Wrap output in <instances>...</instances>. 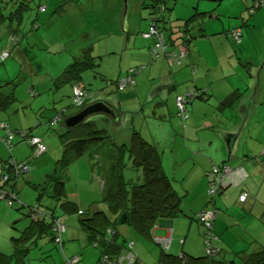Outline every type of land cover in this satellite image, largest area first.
Returning <instances> with one entry per match:
<instances>
[{"label": "trees", "instance_id": "trees-1", "mask_svg": "<svg viewBox=\"0 0 264 264\" xmlns=\"http://www.w3.org/2000/svg\"><path fill=\"white\" fill-rule=\"evenodd\" d=\"M133 1L134 4L131 5L142 7L145 11V15H141V18L146 22V29L139 32V37L150 41L149 60L147 58L148 62L133 66L134 68L131 67L112 82L100 70L95 72L100 64L93 51L97 48L99 50L106 38V35L96 33L95 30L104 32L109 27L113 31L111 34L116 33V29L121 32L119 36L124 35L123 31L125 34L127 31L130 34L132 30H128L131 26L129 19L125 21L128 27L121 25V28H118L119 22L115 21L110 25L102 24L101 27L100 22L96 19L97 29L92 26L87 28L86 18L88 19L91 14L77 16L74 23L67 21L71 25V37H68L69 47L67 50L59 48L57 51H53L52 48L48 49L50 43L45 41L44 44L42 43L44 45H42V52L49 55L46 61L39 58L34 53L36 50H32L31 46L35 48L36 42L43 41L38 29L39 26L43 27L50 21L49 16L42 20L43 26L36 23L37 19L30 21V26H28L26 14H29L32 9H30V5L33 2L30 4V0H0V64L6 65L5 62L11 59L12 66H20L21 73L24 67H26L25 70L33 71L35 76L39 72L43 73L36 76L35 80L30 79L34 75L27 74L30 77H27L28 80L32 82L30 84L27 80L19 92L17 90L23 79L22 76L10 81L0 80L2 81L0 82V111L5 116V119L0 121V143L7 153L6 159L0 158V205L12 212L22 213L25 219H28L30 227L18 230L23 240L27 239L32 232H37L34 234V238H40L42 233H48L51 245L60 252L59 264H69L73 258H76L78 264H81L78 254L68 257L64 254L63 249V236L69 226L67 222L71 224L76 221L79 225L78 228L80 227L87 235L88 248L90 245L92 247L90 249H95L98 252L94 264H100L102 261H105L106 264H115L129 252L136 256L133 263L136 264L137 255L130 238L133 232L136 233V237L153 240L159 245L161 256L158 264H264V249L251 254L243 251L235 253V257L228 261L217 259L221 249L217 248L219 240L213 228L215 217L218 214L216 201L243 186L248 174L242 166H232L230 163H212L206 174L208 178L207 192L204 200L199 198L200 208L197 206L186 207L183 204L184 201L182 203L186 192L175 189L174 184L177 183L175 177L168 175L166 169L163 170L162 167L158 146L162 145L166 152L167 141L164 134L163 136L159 135L160 128L156 126L158 121L156 119V122L154 121L155 115L158 114L153 107L156 104L158 105L156 108L162 110L171 105L175 113L167 115V120L171 122V118H175L184 123L188 118L189 106L196 100H208L211 96L209 93L211 88L198 89L191 83L192 81H189L184 90L178 93L172 89L175 83L170 84L165 93L170 102L168 105L164 100L159 103L142 104L140 107L131 106L134 109L131 110L113 106L114 97L112 95L106 96L107 102L99 100L98 96L87 89L83 83L82 77L88 71L92 75L95 74L93 80H105L107 86H114L118 97L119 93L133 88L136 83L135 76L156 61L163 59L168 63L171 62L176 68H182L184 62L190 60L189 49L195 36L192 35L189 28L202 14H195L187 20H180L181 24L174 23L167 27L165 25L166 19L169 17L168 14L174 10V5L180 0ZM255 3L257 8L253 9ZM263 3L264 0L254 1L246 9V12L253 14ZM62 4L64 5V2ZM62 4H60L61 7ZM35 7H38L40 14L47 10L45 5ZM27 10L29 11L27 12ZM123 18L122 20L120 18V21H123ZM27 27L33 34L36 33L34 35L36 38H33L32 43L26 39L29 36L26 32ZM236 31L240 34L238 39L233 34ZM226 36L235 44H239L241 41L240 29L227 31ZM22 42H28L29 49L26 48L27 44L20 45ZM158 44L160 47H157ZM21 46L26 48V51L19 50L23 55L17 50ZM40 69L41 71H39ZM195 73H197L196 68L191 65L192 76ZM121 80L125 84L122 85ZM65 87L68 90L63 92ZM76 91L80 92L79 96H76ZM65 93L69 95L67 97L69 104L66 103L67 100L63 104L61 102V97H64ZM233 95H230L222 105L231 108L232 105H235V101H240L243 97L242 94H236L238 96L233 98ZM25 98L26 100H24ZM179 99L184 105L183 108L179 107ZM95 102L105 103L110 109L109 112L97 113L102 114V118H98L97 122L92 120L93 115H96L93 114L74 127L65 125L64 122L67 118ZM37 105L38 108H34ZM47 105L56 106V109H47ZM22 106H27L29 111L22 110ZM126 109L130 115H133L129 122L128 141L117 145L106 130L123 121L124 116L121 115L128 114ZM50 110L51 113H46ZM31 113L33 119L30 120L29 114L31 115ZM49 114H52V117H47ZM157 118L161 121L166 119L165 116ZM228 121L230 128L232 120ZM58 126L59 128H56ZM148 126L151 131L146 130ZM154 131H157V136L153 133ZM154 136L157 137V140ZM53 137L56 142L55 140L51 141ZM105 146H107V150H105L107 154L99 151ZM108 147L111 149L108 150ZM57 150H60L61 156L56 163L54 162L57 156H53L50 161H46L47 156L41 157L52 151L57 152ZM17 152H21V154H16ZM257 156L260 158L262 154ZM243 160L248 161L249 157H245ZM34 162L41 165L40 168L45 172L43 180L47 185L43 190L47 187L48 189L44 192V198L55 201V206L51 208L50 212L41 210L38 204L26 205L18 198L19 184ZM80 163L81 166H77ZM87 163L89 174L84 175L88 181L82 183L78 195L84 194L86 199L88 195L91 199L89 201L85 199L86 203L82 206L83 202L78 195L77 200L69 199L67 192L71 188L69 186L74 182H72L70 173L78 168L84 171ZM72 166L73 169H71ZM225 167L231 171L237 168L242 169L246 173L245 181L239 180L237 184H233L229 176L225 174ZM68 170H71L69 176L66 175ZM70 180L71 183H69ZM229 185L231 187H228ZM242 194H246L244 201L239 199ZM248 199V193L242 189L237 196V201L243 204ZM64 207L65 212L61 209ZM203 212H210L213 217L210 220H204L201 217ZM66 213L70 215H65ZM73 214L76 216L72 217V221L64 222L63 218L71 217ZM55 220H58L64 227V231L59 236L53 231ZM163 220L170 222L174 230L177 231L180 228L183 230L179 240L181 247L184 246L185 238L196 229V226L201 228L202 256L193 257L184 252L173 254L170 250L171 235L166 248L157 242L156 238L152 237V232L157 223ZM126 230L131 233L130 236L125 233ZM1 231L0 243L6 241L3 230ZM214 237L217 240H214ZM33 241L28 242L24 248L30 247ZM24 250L27 251L26 249L20 250L18 246L14 249L16 253H19L21 259L23 257L21 251L24 252ZM0 258H6L1 251ZM22 264H30V260H25Z\"/></svg>", "mask_w": 264, "mask_h": 264}, {"label": "crops", "instance_id": "crops-1", "mask_svg": "<svg viewBox=\"0 0 264 264\" xmlns=\"http://www.w3.org/2000/svg\"><path fill=\"white\" fill-rule=\"evenodd\" d=\"M101 1L102 3L105 2V0ZM106 1H112V8H117L118 10L117 13L112 11V17L120 15L122 20L125 16L123 21L120 22V25L123 24L124 27H128L127 22L125 21L129 19V2L125 0L127 1L128 6L126 7V12L122 15L120 14L121 6L119 0ZM254 1L256 0L178 1V3L173 7L174 10L170 11L168 14L169 17L166 19L167 23L165 26L170 27L174 23L181 24L180 20H187L195 14H202L196 21L193 22L192 25H190L189 28L192 35L195 36L189 49L191 54L190 60L185 61L182 68H176L171 62L168 63V61L163 59L156 61V63L149 65L144 72L136 75L135 86L125 92H122V96H120L122 97L123 103L132 107H136L138 104L148 105L149 103H159L164 100L167 101L168 105L170 102L167 99L168 97L165 96V93L170 84L173 85L175 83L172 89L174 92L178 93L184 90L189 81H192L191 83L198 89H207L208 87L211 88V91L209 92L211 96L205 103L196 100L189 106L188 118L184 123L175 118H171V122L167 120V115L175 113L171 105L162 110L156 108L158 106L156 104L153 107L154 111H157L158 114L154 117V121H158L156 126L160 128L161 132L164 134V138H169L168 140L172 144V151H168L171 159L180 162V159L172 156L173 150L176 147L183 150L186 154V157L182 161L190 159L189 157L192 155L190 150L195 151L194 156L198 157V159L194 160V163L197 167H199L196 186L200 189L204 187L205 182L208 185V178L206 174L210 170L211 164H219L227 159L225 147L222 149L220 148V150L216 149V155L214 158L212 157L213 159L207 157L206 155H202V149L200 148V136L198 135V132L201 131L202 127L212 128L213 125V122L209 121V119L205 121L206 115H208L209 112L212 111L211 109H214L215 107L222 115L230 109L231 115H236L240 119L238 122V128L242 133L241 138L243 139L245 132L247 131L248 134L250 127L253 123H255L254 121L252 122L249 120L252 112L255 109H258L262 101L264 102V95L262 92L258 95V98L255 101L254 97L249 95L250 83L253 81L252 76L255 71L257 72V70H259V66L262 65V59L264 58V3L253 14L246 12V9L249 8ZM82 3L85 4V1H82ZM134 6L135 5H131L132 11ZM135 9V13H137L136 15L138 16L137 24L134 26L131 25L128 29L132 30V33L128 34L127 31L125 34L123 31L124 35L122 36L115 35L116 33L110 34L109 37L106 36L100 46V49L97 50V48L93 51L98 57L97 60L100 65L104 62L105 56H121V59H118L115 63L117 71L116 75H114L115 73H111V76H108L110 78L109 80H112V82L131 67L144 64L147 61V58L149 60L150 41H145L139 37V32L146 29V22L141 18V15H145V11H143L144 8L138 6H136ZM97 11L98 10H95L94 12ZM99 11L102 12L103 10ZM94 12H82L77 6V3L73 2L72 4H68L66 13L63 14V19L66 22L68 21L69 23H74L78 15L83 16L87 15V13ZM100 24L102 27L103 23ZM98 28L100 29V26ZM232 29H240L241 41L239 44H235L226 36V32ZM26 39H29L31 41L30 43L34 41L33 37L30 36H27ZM23 44H27L26 48L29 49L28 42H22L20 45ZM82 45L85 46L84 44ZM26 48L21 46L17 50L18 52L19 50L26 51ZM125 48L126 50H124ZM204 48H207L209 52L214 55L213 62L215 65L210 66L205 62L202 55ZM119 50H121L120 53ZM249 50H253L251 52V56H249ZM123 54L125 57H123ZM21 55H23V53H21ZM191 65L197 67V73H195L194 76L191 74ZM105 66L107 69H111L109 63H105ZM16 69L17 66L15 65H4L3 70H0V80H6L8 78L5 72L7 73L10 70ZM263 69L264 68H262L260 73V87L264 86V79L261 78L262 71H264ZM39 71H41V69ZM29 72L31 75L35 76V74L32 73L33 71ZM102 73L105 75L107 74L104 70ZM210 73L214 74L213 78L209 76ZM38 75L40 76L41 74H36V76ZM231 77H234V79L237 77V79L234 80L231 79ZM236 94L243 95L241 101H238V104L232 105L231 108H227L226 105H222L230 95H233L234 98L238 96ZM244 95L246 96L244 97ZM119 99L120 98L118 96V107L124 108ZM243 101L245 102L243 103ZM260 107L262 108V106ZM34 108H38V105ZM29 116L30 120L33 119L32 113L31 115L29 114ZM164 116L166 117L165 121H161V119L157 118ZM4 119L5 116L0 111V121ZM201 120H204L206 123L203 124ZM217 122L221 123V120H218ZM233 124L234 122L231 125L233 126ZM228 128L229 127L217 129L216 135L218 137L221 136L223 140H227L229 137L227 134L229 133ZM153 133H155L156 136L158 134L157 131H154ZM235 136H237V134ZM154 138L157 140V137L154 136ZM52 139L53 140L51 141L55 140L56 142L54 137ZM189 142H191L192 145H190ZM213 142L214 139L209 141L210 144H213ZM188 146L190 150L188 149ZM246 147L247 149H244L242 154L243 157L248 155L249 160L244 161L240 157L238 146V151L235 154V157L231 156L230 158V164L232 166H242L248 174V178L242 187L233 190L226 197L219 198L216 201L218 214L215 217L213 228L214 232L218 236V240H223L226 245L229 244L228 240L234 235L232 230L240 232L244 235L243 243L249 248L243 252L249 253L248 251H252V253H255L258 252V250L264 249V240L261 238L264 234V162L262 166H260L259 164H256V160L254 161L251 158L252 156H257V154H262V156H264V137L262 139L257 138L256 140L250 139L249 142H246ZM16 154H21V152H17ZM6 157L7 153L0 143V158L6 159ZM201 157H204V159L202 160ZM46 161L50 160L46 159ZM40 166L41 165L34 162L27 175L22 178L18 188V198L26 205L31 206L38 204L41 210L50 212L51 208H54L55 206V201L44 198V192L48 189V187L43 190L47 183L43 180L45 172L40 168ZM77 166H81V163ZM71 169H73V166ZM187 188L188 187H186V189L182 188L181 190L182 192H186V195H188ZM71 189L73 191L75 190L73 187ZM242 189L249 195V199L243 204L237 201V196ZM68 191H70V189H68ZM77 198L78 196H74L75 200H77ZM200 198L204 200L203 196ZM61 209L65 212V207ZM65 215L70 214L66 213ZM75 216L76 215L73 214L71 217L63 218L64 222L69 220L72 221V217ZM27 221L28 220L25 219L22 213L12 212L0 205V234L2 232L1 230H3V234L6 237V241L4 242L8 243L10 246L7 253L3 251L2 248L0 249V251L6 256L5 259L0 258V264H22V262L25 261V257L29 258L30 264L58 263L60 259L51 251L53 245H51L48 233H42L40 238H34V234H37V232H32L28 235L27 239H22V236H20L19 233L20 231L18 232V230H23L24 227H27L26 229H28L30 225L26 223ZM71 224L73 225V228H67L63 236L64 254L68 257L77 255L81 252V250H85L88 241L87 235L84 231L80 227L78 228V223ZM67 225H70V223L67 222ZM181 230V228L177 231L174 230L170 222L163 220L158 222L153 229L152 237L157 240L158 238H167L171 235L172 241L170 250H172L173 254L177 255L178 253L184 252L193 256L199 252L201 254L200 256H202V238L200 235L202 233V229H199L196 226V229L194 230L196 235V252H192V247L188 248V241L190 240L192 233L188 235L189 238H185L184 246H180L179 240L183 233V230ZM125 233H127L128 236L131 234L127 230ZM7 238H11V241ZM131 240L133 242V239ZM136 240L138 245H135L133 242L134 252L137 255L136 264L138 262L141 263L145 260L144 258L148 256H150V262H152L151 264H158L161 256V249L159 245L156 244V242H153V240H144L138 237H136ZM32 241L33 243L30 247L24 248L28 242ZM17 246L20 250H27H24V252L21 251V253H23L22 259L20 258L19 253L14 251ZM227 253L228 252L226 250L224 251L223 248L221 249L220 254H222V258H224Z\"/></svg>", "mask_w": 264, "mask_h": 264}, {"label": "rangeland", "instance_id": "rangeland-1", "mask_svg": "<svg viewBox=\"0 0 264 264\" xmlns=\"http://www.w3.org/2000/svg\"><path fill=\"white\" fill-rule=\"evenodd\" d=\"M82 1H85V4H83ZM127 1L129 2V4H128L129 5V23L132 26H134L137 24V20H138V16L135 13V9H133V11H132V7L130 5V4H134V1L133 0H127ZM127 1L119 0L120 6H121L120 14H122V15H124V12H126V7L128 6ZM62 2H64V5L62 4ZM73 2L77 3V6L80 8V10L82 12H86V11L87 12H94L95 10H98V11L103 10L102 12L97 11L94 13H87V15L91 14L88 19L86 18L87 28H88V26L96 27V24H95L96 19L100 23H103V24L107 23L109 25L112 24L114 21L119 22L118 28H121L120 15L119 16L116 15L115 18L112 17V15H111L112 11L115 13H117V11H118L117 8H112V5H113L112 1L107 2L105 0V2L102 3L101 0H68V1L67 0H34V1L30 0V4L32 3L30 5V9L31 8L32 9L31 10L29 9L30 10L29 14H26V16H27L26 22H27L28 26H30V23H31L30 21H32V20L36 21V19L38 20V22L36 21V23H38V25L40 24L43 26L42 20L44 19V17L49 16L48 18H50V21L46 25H44L43 27L39 26V29H38V31L40 30L43 41L41 43L36 42L35 48H33L34 46H31L32 50H34V49L36 50V51H34V53L39 58H42L43 60H46V61L48 59L49 55H47L45 52H42L43 51L42 45L44 44L45 41L50 43V44H48V45H50V47H48V49L52 48L53 51H57L59 48L67 50V48L69 47L68 46V37H71V29H70L71 25L68 22L64 21L63 14L66 13L67 4L68 3L72 4ZM60 4H62V7L60 6ZM37 5L38 6L39 5H45L47 8L46 12L43 14L38 13V7L37 8L35 7ZM134 8H136V7H134ZM29 10H27V12ZM80 16H82V15H78V17H80ZM30 17H31V19L29 20ZM59 19H61V20H59ZM28 20H29V22H28ZM122 26H123V24H122ZM27 29H28V27H27ZM96 29H97V27H96ZM38 31H37V33H39ZM115 31H116L115 35L121 34V32L118 29H116ZM26 32L30 37L36 38L34 36L36 33L33 34L32 32H30L29 29ZM34 32H36V31H34ZM95 32L99 33V34L100 33L104 34V36L106 35L109 37L113 31L111 28L107 27L104 30V32L98 31V30H95ZM45 47H47V46H45ZM45 49H47V48H45ZM124 50H126V48ZM252 51L253 50H249V56H251ZM120 52H121V50H119V53ZM202 55H203L206 63H208L210 66L215 65V63L213 62L214 55L211 52H209V50L207 48L203 49ZM123 57H125L124 54H123ZM118 59L120 60L121 56H118V57H116V56H110V57L105 56L104 62H102V65H99V68H97L95 70V72H97L99 70L102 72L104 70L107 73L106 74L107 77L111 76V73H113V74L115 73L114 75H116L117 71H116L115 63ZM5 63L8 66H12V64H13L11 59L7 60ZM105 63H109V66L111 67V69H107V67L105 66ZM3 66L4 65L0 64V70H3V68H2ZM25 68L26 67L23 68L22 73L20 71V66H17L16 70H10L7 73L5 72V74L8 77L6 79V81L16 79V77H17V79L21 76L23 77V79L21 81L19 79L20 86H19L17 92L22 90L25 82L30 78L28 76V75H30V72L28 70H25ZM195 68L197 69V67H195ZM105 69H107V70H105ZM144 70L142 72H144ZM255 72H254V74H255ZM39 74H43V73L39 72ZM254 74L252 76L253 81H252V83H250V87L254 83L255 78H256L254 76ZM209 76H211L213 78L214 74L210 73ZM27 77H29V78H27ZM33 77H34V79H33ZM33 77L30 79L35 80L36 76H33ZM93 77H95V74L92 75L88 71L83 75L82 80H83V83L85 84V86L87 87V89H89L91 92H93L94 95H97L99 97V99L102 100L103 102L106 101V99H107L106 96L112 95V97H114V102H112V104H113V106L117 107L119 105L118 100H117V94L118 93L115 91L114 86H112V85L107 86L105 80L104 81L97 80V79L93 80ZM261 78L264 79V71H262ZM231 79H234V77H231ZM236 79H237V77L234 80H236ZM31 80H28V82L30 84L32 82ZM260 89L262 90V93L264 95V86H261ZM66 90H68L67 87H65L63 89V92H65ZM121 94L122 93H119V96H122ZM68 96L69 95L66 94L64 97H61L62 104L66 100H67L66 103L69 104V101L67 98ZM245 96L246 95H244V97ZM24 100H26V98ZM120 101H121L124 108L134 110L130 105L122 102V97H120ZM198 101L203 102V103L206 102V101H202V100H198ZM244 102L245 101H243V103ZM235 104H238V101H235ZM137 106L140 107L141 105L138 104ZM260 106H262V108ZM260 106L258 107V109H255L250 116V118H251L250 121H252V122L254 121L255 123H253L252 126L250 127L248 134L246 131L243 139L241 138L238 142L239 153H240V157L242 159H245V157H248V155L243 157V154H242L243 150L247 149L246 142H249L250 139L256 140L257 138L262 139L264 137V108H263L264 102L263 101H262ZM46 107H47V109H51V110L53 108L56 109V106L47 105ZM260 108H261V110H260ZM22 110H25V112H26V111H29V108L27 106H22ZM51 110H50V112L48 111L46 113H51L52 112ZM211 110L212 111L209 112L208 115H206L205 121H207V119H209V121H212L213 122L212 128L202 127L201 131L198 132V135L200 136V146H201L200 148L202 149V155H204V156L206 155L207 157L213 159L216 155L215 150L216 149L220 150V148L222 149L225 146V141L223 140V138H221V136L218 137L216 135L217 129L228 127V124H229L228 120L233 119L232 123L233 122L238 123L240 121V119L236 115H231L230 109H228L225 113H223L224 115L220 114V111L216 107L214 109L212 108ZM126 111L128 112V114H122L121 115V116H124V118H123V121H121L119 123V125H117V126L115 125L114 127H111V129L106 130L108 135L111 136V139H113L112 141L114 143H116L117 145L121 144L122 142L128 141L129 122H130L131 118L133 117V115H130V113L127 109H126ZM47 117H49V118L52 117V114H49V116H47ZM98 118H102V114L93 115L92 120L94 122H97ZM218 120H221V123H218L217 122ZM201 121L203 124L206 123L204 120H201ZM109 123H111V122H109ZM99 126H101V125H99ZM70 127H74V126H70ZM56 128H59V126ZM146 130H150V127L148 126ZM146 133H148V132H146ZM227 134L229 135L230 133H227ZM159 135L163 136V133L160 130H159ZM168 139L169 138H165V140L167 141V148H166L167 152H164V148L162 145L158 146L159 153L161 154L163 170L166 169V171L168 172L167 173L168 175H170L171 177L172 176L175 177V180L177 183H175L174 185H175V189H177V191H181L182 188L186 189V187H188L187 189H188L189 193H188V195H185L183 197V200H182V203L184 201L183 204L186 207H192V208L194 206L195 207L196 206L201 207V205L199 204V198L201 196H203V197L205 196V193L207 192V184L205 182L204 187L202 189H200L198 186H196V182L198 181L197 175L199 173V167L196 166V164L194 163V160H197L198 157L194 156L195 151L190 150V148L188 146V149L191 151V154H192L191 157H189L190 159L182 161L186 157V154L184 153L183 150H181L180 148H177V147L174 148L172 156L176 157L177 159H180V162H177L176 160L171 159L169 152L172 151V146H171L172 144L169 142ZM212 139H214V142H213V144H210L209 141H211ZM46 141H48V139H46ZM189 144L192 145L191 142H189ZM110 149L111 148L108 147V150H110ZM105 150H107V146L100 148L99 151H101V153L107 154V151H105ZM221 155H222V152H221ZM44 156H47L46 159H49V160H51L53 156H55V157L57 156V158L54 162V163H56V161L61 156V152H60V150H57V152L52 151L47 155L46 154L42 155L41 157H44ZM39 158H37V159H39ZM37 159H35V160H37ZM201 159L203 160L204 157H201ZM85 166H86V170H84V171L81 168H78L75 171H73L74 173L71 172V170L66 171L67 176H69V173L71 172L70 175L72 178V182L74 181L72 183V185L69 187L72 188V186H73L75 188L74 191L70 188V191L67 192L69 199H73L74 196L76 197L78 195V190L81 188L82 183H85L88 181L87 177L85 178L86 175H84L86 173L89 174L88 173V163ZM69 183H71V180L69 181ZM95 186H96V184H95ZM79 197H80L81 201L83 202L82 206H84L86 203L85 202L86 196L83 194L82 196H79ZM89 199H91V197L87 195L86 200L89 201ZM78 201L80 202V200H78ZM77 204H78V202H77ZM85 208H87V207H85ZM26 223L28 224L29 221H27ZM75 223H77V221ZM72 226L73 225L70 224L69 226H67V228H73ZM232 232L234 235L228 240V243H229L228 245H226L223 242V240L218 241L217 248L218 249L223 248L224 251L226 250L228 253L226 254V256L224 258H222V254L219 253L217 255V259L228 261V260H231L232 258L235 257V255H234L235 253L249 249L248 246L243 243L244 235H242L238 231L232 230ZM133 233L131 234V239H133V242L135 243V245L136 244L138 245L136 237H133V236H135L136 233H134V234ZM8 236H10V235H8ZM195 238H196V235L193 231L191 238L188 241V248L192 247L193 248V251L191 250L192 252H196V248H197ZM261 238H262V240H264V234L261 236ZM7 239L11 241V238H7ZM0 247L2 248L3 251H5L7 253L9 251L10 246L8 243L1 241ZM90 248H92L90 245H89V248H88V246H86L85 250H81V252L78 254V256L81 260V264H94V262L97 258L98 252L95 249L93 250ZM51 251L54 253L55 256L59 257L60 252L57 250V248L52 246ZM248 252H249V254L252 253V251H248ZM200 255L201 254L198 252V253L194 254L193 257H198ZM144 259L145 260H143L141 263L138 262L137 264H151L152 263V262H150V256L145 257ZM59 263H60V261H58L57 264H59Z\"/></svg>", "mask_w": 264, "mask_h": 264}, {"label": "water", "instance_id": "water-1", "mask_svg": "<svg viewBox=\"0 0 264 264\" xmlns=\"http://www.w3.org/2000/svg\"><path fill=\"white\" fill-rule=\"evenodd\" d=\"M264 58L262 59V65L259 66V70L255 73V81L254 83L251 85V87H249V95H252L254 97V101L258 98V95L262 92V90L260 89V73L262 68H264ZM99 99V97H98ZM100 100V99H99ZM102 101V100H101ZM107 102V100L105 101ZM109 108L107 107V105L103 102H95L87 107H85L81 112L75 114L74 116H71L69 118H67L65 120V125L70 127V126H75L78 123H80L81 121H83L85 118H87L90 115L93 114H97V113H108L109 112ZM251 118H249L250 120ZM238 123H234L232 127L228 128L229 131V137L227 138V140L225 139V150L227 152V159L222 161V164H226V163H230L231 160V156L235 157V154L238 151V142L242 136V133L240 132L239 128H238ZM237 134V136H235ZM235 136V137H234ZM231 137V138H230ZM254 161L256 160V164H259L260 166H262L263 162H264V156H261L260 158L258 156H252V158ZM245 181V179H244ZM228 187H231V185H229ZM226 187V188H228ZM25 260L28 261L29 258L25 257Z\"/></svg>", "mask_w": 264, "mask_h": 264}, {"label": "built area", "instance_id": "built-area-1", "mask_svg": "<svg viewBox=\"0 0 264 264\" xmlns=\"http://www.w3.org/2000/svg\"><path fill=\"white\" fill-rule=\"evenodd\" d=\"M256 8H257V4L255 3L253 5V9H256ZM251 11H253V10H251ZM151 33H153V32L151 31ZM233 34H234L235 38H237V39L240 36V34L237 31ZM147 36H149V35H147ZM157 47H160V44H158ZM129 80H130V78H129ZM120 82L122 85L125 84V83H123V80H121ZM75 94H76V96H79L80 92L76 91ZM183 106L184 105L182 104L181 99H179V107L183 108ZM224 171H225V174H227L229 176V178L233 182V184H237L239 180H244L246 178V173L240 168H237L234 171H231L230 169L225 167ZM245 197H246V194H242L239 198L240 201H244ZM201 217L204 220H210L213 217V214L210 212H203L201 214ZM54 222H55V229L53 231L56 233L57 236H59L64 231V227H63V225L60 224V222L58 220H55ZM214 240H217V239L214 237ZM157 242H159L160 244L163 245V247L166 248L169 244V237L157 239ZM135 258H136V256L133 253L129 252V254L127 256L120 259L119 262H117L115 264H133L135 261ZM124 261H125V263H124ZM69 264H78V261L76 258H73L72 260L69 261ZM100 264H106V263H105V261H102Z\"/></svg>", "mask_w": 264, "mask_h": 264}]
</instances>
